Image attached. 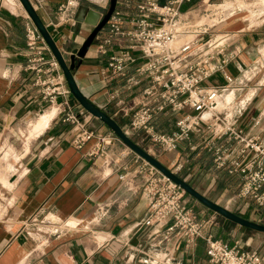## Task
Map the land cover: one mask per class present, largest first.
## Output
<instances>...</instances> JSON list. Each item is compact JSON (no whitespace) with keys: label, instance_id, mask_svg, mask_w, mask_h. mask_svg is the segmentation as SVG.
Returning <instances> with one entry per match:
<instances>
[{"label":"crops","instance_id":"crops-1","mask_svg":"<svg viewBox=\"0 0 264 264\" xmlns=\"http://www.w3.org/2000/svg\"><path fill=\"white\" fill-rule=\"evenodd\" d=\"M28 1L68 60L92 28L78 22L54 26L57 7L63 0ZM199 1L187 5L185 19L196 21L201 11L193 8ZM108 4L109 0L82 1L79 7L104 14ZM116 8L129 16L134 14L123 0H117ZM229 18L212 32L229 34L230 50L239 52L226 67L230 82L216 74L203 87L219 86L230 91L233 99L225 113L236 115L234 130L264 145V16L257 26L248 29L243 20L227 22ZM28 23L32 24L18 0H0V201L4 204L0 205V264H140L133 259L131 249L146 241L147 230L134 228L146 216V202L141 196V175L132 176L143 160L82 110L70 94L57 97L53 105L42 98L25 71ZM107 30L105 26L96 36L84 58L75 63L72 75L82 94L124 130L130 114L122 113L121 108L136 102L148 82L143 80L129 89L123 82L105 78L112 53L100 56L96 44ZM115 44L125 48L127 41ZM45 55L53 58L47 47ZM134 56L138 58L137 53ZM140 63L137 60L134 66ZM133 70L130 68L129 74ZM224 97L227 100L229 94L223 93L221 99ZM67 112L75 114L84 129L93 133L81 148L72 144L76 130L66 120ZM189 113L192 111L186 109L158 116L156 123L165 122L160 133H170L178 118ZM42 117L46 122L41 128L38 122ZM103 137H113L108 156L115 162L109 165L104 164L103 156H90ZM210 137L202 127L191 136L190 144L183 143L169 154L143 141L140 134L131 138L201 195L245 220L264 225V210L252 202L240 199L228 203L238 192L240 180L214 169L213 153L207 147ZM235 145L232 139L227 147ZM190 146L195 150L191 151ZM185 202L201 219L210 222L206 234L231 246L237 242L242 250L255 252L264 260V233L231 222L225 224L221 216L187 195ZM46 224L56 227L57 232L45 234L42 228ZM168 248L180 264H210L203 240L187 249L173 239Z\"/></svg>","mask_w":264,"mask_h":264},{"label":"built area","instance_id":"built-area-1","mask_svg":"<svg viewBox=\"0 0 264 264\" xmlns=\"http://www.w3.org/2000/svg\"><path fill=\"white\" fill-rule=\"evenodd\" d=\"M82 1L94 0H63L57 7L54 26L74 25V12ZM191 1L123 0L133 9V16L116 7L110 15L106 36L96 44L100 56L112 53L105 78L123 82L129 89L143 80L148 82L136 102L121 108L122 113L130 114L129 124L123 131L130 138L140 134L143 141L169 154L176 152L183 143L190 144L191 136L204 127L211 135L207 147L213 153L214 169L224 170L240 180L238 192L228 203L243 199L264 210V145L234 130L236 115L225 113L226 108L216 109L217 100L228 92L225 87H203V83L216 74H221L229 83L226 67L239 52L230 50L229 34L212 32L227 18L220 16L215 24L208 25L204 21L211 14L206 10L201 15L203 22L184 18L182 6ZM207 1L203 0V3ZM221 1L224 3L225 0ZM25 29L28 51L25 71L42 98L53 105L57 97L69 95L68 89L55 59L46 57V47L34 26L28 23ZM122 39L127 41L125 48L115 44ZM137 60L141 63L134 66ZM130 68L134 69L132 74H129ZM229 104L226 103V107ZM186 109L192 113L179 117L170 133L155 130L154 121L158 116L179 114ZM66 120L76 130L72 141L74 147L81 148L93 138V133L84 129L75 114L67 112ZM232 139L236 145L227 147ZM112 140L113 137L98 139L90 156H103L105 165L114 163L115 160L108 156ZM190 150L195 147L190 146ZM118 157L124 158V155ZM137 175L143 179L141 196L146 202V216L134 228L147 230L146 241L131 249L137 263L180 264L174 251L168 248V244L176 239L187 249L197 240H203L210 264H264L257 253L242 250L237 242L231 246L206 234L210 222L201 219L187 205L185 194L178 186L146 162L133 171L132 178ZM125 178L126 175L120 177L121 181Z\"/></svg>","mask_w":264,"mask_h":264},{"label":"water","instance_id":"water-1","mask_svg":"<svg viewBox=\"0 0 264 264\" xmlns=\"http://www.w3.org/2000/svg\"><path fill=\"white\" fill-rule=\"evenodd\" d=\"M18 1L26 12L30 22L36 29L37 33L42 38L44 44L57 62L71 98H73L77 102L82 110H84L91 117L97 119L103 126L107 128L110 134L114 136L120 143H122L128 150L133 152L141 160L154 168L158 173L173 182L184 192V194H186L199 204L203 205L210 211L214 212L215 214L221 216L225 220V224L227 222H231L245 229L264 233V225L245 220L233 214L226 208L217 205L205 196L198 193L183 179L179 178L176 174L164 167L159 161H157L148 152L137 145L130 137H128L123 129L114 120H112L104 111L97 107L91 100L85 97L79 90L72 75V71L75 68V63H79L84 58L96 36L104 29L110 15L116 7L117 0H109L108 8L104 14L98 13L92 9H88L82 6L78 8L74 17L75 22L90 26L92 28V31L82 43L80 48L75 49L71 52L68 60H66L62 53L57 49L54 41L52 40L44 24L41 22L40 18L32 8L29 1Z\"/></svg>","mask_w":264,"mask_h":264},{"label":"rangeland","instance_id":"rangeland-1","mask_svg":"<svg viewBox=\"0 0 264 264\" xmlns=\"http://www.w3.org/2000/svg\"><path fill=\"white\" fill-rule=\"evenodd\" d=\"M244 3V4H241ZM218 4H221V6H217ZM223 4V5H222ZM222 7V8H221ZM187 8V5L182 6V11H184ZM193 9L201 11L199 14V17L196 19V21L201 20L203 22V19L201 18V15L204 10H206L208 13L211 14L204 22H206L208 25L215 24L220 16L221 18H229L227 22L233 20V19H241L243 20V25L245 28H252L259 24L262 17L264 16V5L261 4V2H257L256 0H225L224 3H222L221 0H208L207 3H203V0H200ZM222 9V11H221ZM218 14L217 16H212L213 14ZM195 21V22H196ZM194 22V21H193ZM192 22V23H193ZM264 62V56L262 55ZM230 91L226 92L225 95H228ZM225 98V97H224ZM221 99V98H220ZM230 101L233 99L232 94H229ZM226 100V99H225ZM230 101L228 103H230ZM227 103V104H228ZM226 108V103L222 109ZM220 109L219 111H222ZM3 155V152H0ZM1 200L3 199L0 197ZM0 205L3 207L4 204L0 201ZM62 226V225H61ZM57 230L56 227L50 226L46 224L45 228H42V231L45 232V234L49 231Z\"/></svg>","mask_w":264,"mask_h":264},{"label":"bare ground","instance_id":"bare-ground-1","mask_svg":"<svg viewBox=\"0 0 264 264\" xmlns=\"http://www.w3.org/2000/svg\"><path fill=\"white\" fill-rule=\"evenodd\" d=\"M257 2H261V4H263L264 5V0H257ZM221 5V4H220ZM223 5V4H222ZM222 8V7H221ZM221 11H222V9H221ZM216 14V13H215ZM218 15V14H217ZM216 15V16H217ZM228 94H230V93H228ZM230 101V99L227 101V100H225V98L224 99H218L217 100V102H216V109L217 110H220V109H222V107H224V105H225V103H228ZM219 104H220V106H219ZM45 122H46V117H42L40 120H39V122H38V124H39V126L42 128L44 125H45Z\"/></svg>","mask_w":264,"mask_h":264},{"label":"trees","instance_id":"trees-1","mask_svg":"<svg viewBox=\"0 0 264 264\" xmlns=\"http://www.w3.org/2000/svg\"><path fill=\"white\" fill-rule=\"evenodd\" d=\"M165 124V122H163V121H157V123H156V121H154V128H155V130L157 131V132H162L163 131V125ZM170 124H171V120L170 121H168V123H167V126L169 127L170 126ZM132 139V138H131ZM134 142H135V140L134 139H132ZM136 143V142H135ZM186 195V194H185Z\"/></svg>","mask_w":264,"mask_h":264}]
</instances>
